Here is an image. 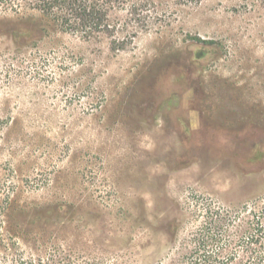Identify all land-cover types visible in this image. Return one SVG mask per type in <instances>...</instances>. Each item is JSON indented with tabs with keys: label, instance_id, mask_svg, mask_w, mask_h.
Here are the masks:
<instances>
[{
	"label": "rangeland",
	"instance_id": "374dc122",
	"mask_svg": "<svg viewBox=\"0 0 264 264\" xmlns=\"http://www.w3.org/2000/svg\"><path fill=\"white\" fill-rule=\"evenodd\" d=\"M0 264H264V0H0Z\"/></svg>",
	"mask_w": 264,
	"mask_h": 264
}]
</instances>
